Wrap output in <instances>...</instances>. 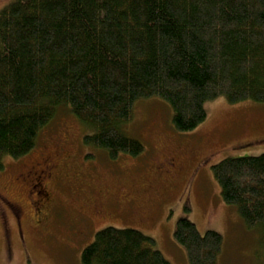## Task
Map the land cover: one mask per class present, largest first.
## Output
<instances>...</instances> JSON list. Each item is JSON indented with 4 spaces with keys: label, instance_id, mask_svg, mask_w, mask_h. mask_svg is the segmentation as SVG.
Instances as JSON below:
<instances>
[{
    "label": "trees",
    "instance_id": "obj_1",
    "mask_svg": "<svg viewBox=\"0 0 264 264\" xmlns=\"http://www.w3.org/2000/svg\"><path fill=\"white\" fill-rule=\"evenodd\" d=\"M158 98L176 131L206 120L204 105L264 104V0H16L0 11V170L31 153L67 108L110 160L137 156L127 135L137 101ZM224 203L264 245V154L211 167ZM173 239L188 264H217L222 237L186 219ZM150 237L106 227L82 264H171Z\"/></svg>",
    "mask_w": 264,
    "mask_h": 264
},
{
    "label": "rangeland",
    "instance_id": "obj_2",
    "mask_svg": "<svg viewBox=\"0 0 264 264\" xmlns=\"http://www.w3.org/2000/svg\"><path fill=\"white\" fill-rule=\"evenodd\" d=\"M14 1L0 0V11ZM204 109L206 120L194 131L180 133L173 127L172 110L166 102L158 98L137 101L125 131L141 143L143 151L137 156L122 154L115 160L105 151L85 145L83 137L91 132L67 108L58 109L31 153L16 160L4 159L0 170V264H82V250L106 227L139 231L153 239L154 248L171 264H188L185 251L173 239L180 219L190 221L200 234L213 231L222 237L217 264H264L260 229L248 228L236 207L223 202L211 171L224 159L264 154V104L231 105L218 98ZM61 148L72 158L60 167L62 173L56 172L60 182L51 184L58 203L55 214L38 230L29 202L33 195L27 197L29 182L20 179L43 169L42 162L53 161ZM172 152L182 155L180 170L163 192L169 182L154 162L167 159ZM210 156L198 166L200 157ZM107 190L116 196L120 190L129 191L135 200L132 210L93 218L92 208L102 199L99 193ZM78 212L92 220L78 224Z\"/></svg>",
    "mask_w": 264,
    "mask_h": 264
},
{
    "label": "flooded vegetation",
    "instance_id": "obj_3",
    "mask_svg": "<svg viewBox=\"0 0 264 264\" xmlns=\"http://www.w3.org/2000/svg\"><path fill=\"white\" fill-rule=\"evenodd\" d=\"M62 145L63 141H59ZM60 153L54 155L53 161H51L49 158L45 159L44 162H42L43 169H40L32 173L31 171L28 172L27 176L24 179H20L23 182L28 181V192L27 197L29 198L30 195H33L29 198V202L31 205L32 210V217L34 218V225L36 229H43L46 223L48 224L50 217L55 214V210L57 209L58 203L54 200V195L51 190V184L54 182H60L59 176H56V172L58 171L62 173V170L60 167H64L67 162H69L72 158V155H69V152L66 150L60 149ZM186 155V154H183ZM180 154H177L176 152H172L168 155L167 159H163L161 161L155 160L154 164L157 170L159 172L164 171V174H166L165 180L167 186H164L161 190L163 192L166 191L168 185L176 180V176H178L177 172L180 170L179 163L181 159ZM210 157H200V160L198 161V166H201L202 164H205L208 162ZM179 161V163H178ZM39 166V165H37ZM164 169H161V168ZM177 174V175H176ZM175 178V179H174ZM173 179V180H172ZM165 183V184H166ZM77 185L76 187H79ZM38 187L39 190H36L35 188ZM121 191V192H120ZM119 196L112 195L108 190L102 194V192L99 193V196L102 198L99 200L98 205H94L93 209V218H107L112 216L113 214H118L121 211L129 212L132 210L134 205V199L130 197V192L125 190H120ZM156 193V192H155ZM154 193V194H155ZM102 194V196L100 195ZM32 197H34L32 199ZM122 200V201H120ZM94 202L92 201V204ZM79 218L77 219V223L82 224L85 223L84 220L91 221V217H85L82 213H79ZM87 218V219H86ZM18 227L20 228V222L17 221ZM76 234V232L73 233V235ZM78 235L82 234V231L77 232Z\"/></svg>",
    "mask_w": 264,
    "mask_h": 264
}]
</instances>
